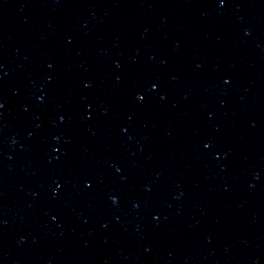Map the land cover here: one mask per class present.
I'll return each mask as SVG.
<instances>
[{
  "label": "water",
  "instance_id": "obj_1",
  "mask_svg": "<svg viewBox=\"0 0 264 264\" xmlns=\"http://www.w3.org/2000/svg\"><path fill=\"white\" fill-rule=\"evenodd\" d=\"M0 264H264V0H0Z\"/></svg>",
  "mask_w": 264,
  "mask_h": 264
},
{
  "label": "clouds",
  "instance_id": "obj_2",
  "mask_svg": "<svg viewBox=\"0 0 264 264\" xmlns=\"http://www.w3.org/2000/svg\"><path fill=\"white\" fill-rule=\"evenodd\" d=\"M113 202H115V201H113Z\"/></svg>",
  "mask_w": 264,
  "mask_h": 264
}]
</instances>
